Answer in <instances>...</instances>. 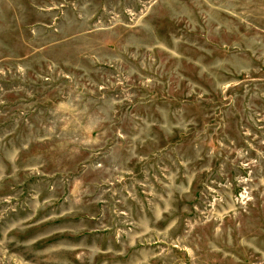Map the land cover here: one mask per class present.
<instances>
[{
  "label": "rangeland",
  "instance_id": "1",
  "mask_svg": "<svg viewBox=\"0 0 264 264\" xmlns=\"http://www.w3.org/2000/svg\"><path fill=\"white\" fill-rule=\"evenodd\" d=\"M0 264H264V0H0Z\"/></svg>",
  "mask_w": 264,
  "mask_h": 264
}]
</instances>
